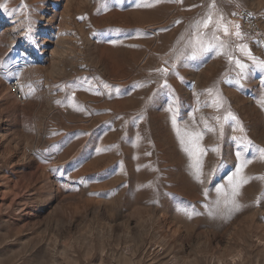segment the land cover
<instances>
[{"label": "rangeland", "instance_id": "rangeland-1", "mask_svg": "<svg viewBox=\"0 0 264 264\" xmlns=\"http://www.w3.org/2000/svg\"><path fill=\"white\" fill-rule=\"evenodd\" d=\"M65 1L0 0V264H160L161 247L175 248L171 264H264V70L240 51L232 55L249 65L243 79L223 49L177 59L211 0H73L69 8ZM216 6L240 26L238 7L262 19L260 33L241 26L245 39L235 43L264 60V0ZM55 32L68 37L67 53L37 60ZM57 58L64 73L52 72ZM162 66L167 74L155 71ZM229 111L239 125L225 120ZM173 115L181 134L203 136V185ZM244 136L252 144L234 139ZM241 159L252 161L242 173L251 179L240 210L227 215L215 188L227 185ZM52 187L53 198L46 195ZM183 208L200 214L189 218Z\"/></svg>", "mask_w": 264, "mask_h": 264}, {"label": "snow or ice", "instance_id": "snow-or-ice-1", "mask_svg": "<svg viewBox=\"0 0 264 264\" xmlns=\"http://www.w3.org/2000/svg\"><path fill=\"white\" fill-rule=\"evenodd\" d=\"M159 2V0H157ZM140 6V5H138ZM144 6H151V5H144ZM3 7V5H0ZM103 7H107L106 2L103 4ZM99 10V9H98ZM236 13H233L235 15ZM215 17V19H214ZM176 23H180L177 21ZM222 32L225 37H232L233 39H222L220 35L217 33ZM208 37L206 40L205 37ZM185 37H181V40H184ZM245 39V34L241 31V26L234 22V21H225L223 13H221L216 6V0H211L209 4L208 11L205 16L195 20L191 25L187 33V41L185 43L184 49L181 51L180 55L177 59H186V58H196L198 55H203L209 51L221 50L223 49V54L228 57L230 63H235L240 72L238 75L241 79L246 78L245 70L249 67V65L242 63L239 59H236L233 55V51H240L245 53L249 56V58L253 61V67L260 68L264 70V60H258V58L251 56V51L248 48L247 44L245 43H235L236 40L243 41ZM115 43V41H111ZM179 43V42H178ZM167 63V62H165ZM3 63L0 62V67H3ZM156 72L161 74H167L169 71L168 68H158L155 69ZM239 83V81H237ZM142 86V85H137ZM105 87H109V85H105ZM162 87L167 88V82L162 85ZM211 93V89L207 90ZM217 107H222L221 103H216ZM261 107H264V99L260 101ZM231 119L234 120L238 125L240 121L237 117L228 112V115L225 117V120ZM172 123L176 130L177 136L180 139L181 145L183 146V150L188 154L190 157V168L192 170V174L194 179L200 183L205 184V172H204V161L203 156L207 154V151L202 148L199 144V141L202 140L203 136L199 132H189L187 129L184 130V133L181 134V129L176 124V117L173 115ZM240 130L243 132V127L241 126ZM236 139H240L241 141L247 140V137H239ZM248 144H252L250 140H247ZM258 147V146H256ZM218 153V149L215 150ZM260 152V156L264 159V149H258ZM237 157L241 156V153L238 151L236 153ZM252 161L247 159H241V162L238 167H236L235 172L228 177L227 185L221 184L215 188L217 193V200L215 204L217 208L221 205L227 210L226 214L231 215L235 211H239L241 205L239 203L238 197L241 194V188L249 182L251 179L250 177H244L242 175L244 168ZM216 169H212L208 173V177L210 178L211 175L214 174ZM260 179H264V177H260ZM150 186V185H149ZM203 195L207 197L209 195V189L204 188ZM207 207V205H206ZM191 218L193 215H197L200 213L195 212L193 209L189 211L187 208L180 209ZM208 215H215L214 212H209Z\"/></svg>", "mask_w": 264, "mask_h": 264}, {"label": "bare ground", "instance_id": "bare-ground-1", "mask_svg": "<svg viewBox=\"0 0 264 264\" xmlns=\"http://www.w3.org/2000/svg\"><path fill=\"white\" fill-rule=\"evenodd\" d=\"M160 1V0H159ZM66 2V6H71V4L73 3V0H66L65 1ZM69 6H68V8H69ZM49 16H48V14L47 13H45L44 15H41V20H45V21H47V24L46 25H50V18H48ZM13 26V25H12ZM15 27H17V26H15ZM53 33V32H52ZM51 33V34H52ZM56 33V32H55ZM157 33V32H156ZM154 34V33H153ZM155 35H157V34H155ZM53 36V37H52ZM52 36H51V39H49L48 41H46L45 43H43L44 44V48H43V56L41 57V58H39V59H37V60H41V62H44V61H47V60H49L50 58L52 59L54 56H58L59 57V53H61V49H62V53L64 54V53H67V51H68V37L67 36H65L63 33H61V32H59V33H56V35L55 34H52ZM154 36V35H153ZM159 37V36H158ZM155 38V37H154ZM11 39V38H10ZM159 39H161V38H159ZM166 39V38H165ZM162 40V39H161ZM44 42V41H43ZM87 42H91V40H90V38L88 39L87 38ZM12 44L14 45L15 44V42H12ZM51 46H52V48H51ZM26 49L28 50V52L29 51H31V48L30 47H26ZM27 52V53H28ZM24 53H25V51H24ZM32 53V52H31ZM61 53V54H62ZM26 54V53H25ZM67 55V54H66ZM31 56V55H30ZM60 57L62 58V55H60ZM50 59V60H51ZM56 59V58H55ZM55 59H53L54 61V63H53V67H52V72L54 73V74H59V73H64V71H65V69H64V67L61 65L62 63H61V60H60V58L58 59L57 58V60H55ZM127 60V59H126ZM168 61V60H167ZM126 64H127V62H125ZM165 63V62H164ZM129 64V63H128ZM167 64V63H166ZM160 65H162V63L160 64ZM126 66V65H125ZM131 66V65H130ZM158 67V65L156 66V68ZM161 67V66H160ZM162 67H164V66H162ZM131 68V67H130ZM166 68V67H165ZM154 69V68H153ZM83 70H87V68L86 67H81V68H79V70H78V72L80 73L81 71H83ZM103 70V69H102ZM101 71V70H100ZM129 71V70H128ZM128 71H126V72H128ZM130 71H132V70H130ZM129 71V72H130ZM125 73V72H124ZM151 73V72H150ZM154 74V73H153ZM156 74V73H155ZM127 75H129V74H127L126 73V75L125 76H127ZM157 75V74H156ZM128 77V76H127ZM130 77V76H129ZM196 78V77H195ZM130 79V78H129ZM127 80V79H126ZM126 82V81H125ZM163 82V81H162ZM129 84H131V83H129ZM117 85V84H116ZM115 85V86H116ZM196 85V84H195ZM118 86V85H117ZM127 86V85H126ZM130 86V85H129ZM132 86V85H131ZM119 88V87H118ZM127 88V87H126ZM132 88V87H131ZM117 89V88H116ZM194 89V88H193ZM127 90V89H126ZM124 95H126V94H124ZM130 97V96H129ZM131 99V98H130ZM251 99V98H250ZM94 102V101H93ZM96 103V102H95ZM109 103V102H108ZM121 103V102H120ZM122 104H124V103H122ZM129 104V103H128ZM132 104V103H131ZM97 105V104H96ZM116 105V104H115ZM114 105V106H115ZM119 105V104H118ZM130 105V104H129ZM129 105H127V106H129ZM98 106V105H97ZM120 106H122L121 104H120ZM117 107V106H116ZM115 107V108H116ZM124 107H126V106H124ZM130 108H132V107H130ZM120 110H122V109H120ZM133 110V109H132ZM117 111V110H116ZM130 113V112H129ZM122 115V114H121ZM117 117H118V115H116ZM116 117V118H117ZM119 118V117H118ZM124 118V117H123ZM121 120V119H120ZM133 121H134V119H133ZM127 123V122H126ZM125 123V124H126ZM131 123V122H130ZM116 124V123H115ZM128 125V124H127ZM129 126V125H128ZM132 126V125H131ZM122 127V126H121ZM107 129V128H106ZM125 129H127V127L125 128ZM129 129V128H128ZM230 129H231V127H230ZM103 130V129H102ZM117 130V129H116ZM45 131V130H44ZM47 131V130H46ZM96 131V130H95ZM104 131V130H103ZM130 131H131V129H130ZM98 132V131H97ZM120 132V131H119ZM126 132V131H125ZM45 133V132H44ZM118 133V132H117ZM47 133H45L44 135H46ZM130 134V133H129ZM54 135V134H53ZM232 135V134H231ZM92 136H96L95 134H93ZM230 136V135H229ZM91 137V136H90ZM104 137L105 138H113V137H116V138H120L121 136L119 135V134H115V133H113V132H107L105 135H104ZM132 137V136H131ZM98 138V137H97ZM102 138V137H101ZM121 139V138H120ZM126 139H127V137H126ZM233 139V138H232ZM234 139H236L235 137H234ZM93 140V139H92ZM97 140V139H96ZM229 140H230V138H229ZM123 141V140H122ZM127 142V141H126ZM124 143V142H123ZM116 146V145H115ZM125 156V155H124ZM122 157V156H121ZM262 169V168H261ZM261 172V171H260ZM215 173V172H214ZM220 173V172H219ZM216 176H218V175H216ZM57 179V178H56ZM80 179V178H79ZM54 181V180H53ZM45 184H47V183H45ZM134 186V185H133ZM132 186V187H133ZM81 192V191H80ZM131 192V191H130ZM53 193H54V189H53V187H52V190H50V191H47V193H46V195L48 196V197H55L54 195H53ZM44 194H45V192H44ZM133 194H134V192H133ZM133 194H131V195H133ZM148 194V193H147ZM148 195H151V194H148ZM152 196V195H151ZM46 197V196H45ZM132 198V197H131ZM42 199V198H41ZM126 200V199H125ZM144 200H146V199H144ZM121 203V202H120ZM135 204V203H134ZM145 204V203H144ZM28 206V205H27ZM137 207V206H136ZM18 209V208H17ZM75 209V208H74ZM157 210V209H156ZM129 211V210H128ZM159 211V210H158ZM133 212H134V210H133ZM137 212V211H136ZM153 212V211H152ZM155 213V212H154ZM154 213H151V217L150 218H152V216H154L153 214ZM31 214V213H30ZM158 214H160V213H158ZM71 215V214H70ZM138 215V214H137ZM129 216V215H128ZM3 218V217H2ZM156 218V217H155ZM158 218H159V216H158ZM1 219V218H0ZM161 219V218H160ZM221 219H222V217H221ZM220 220V219H219ZM231 220V219H230ZM151 221V220H150ZM159 221V220H158ZM162 220H160L159 222H161ZM221 221V220H220ZM71 222V221H70ZM156 222V221H155ZM154 222V223H155ZM218 222V221H217ZM223 222V221H222ZM225 222H226V220H225ZM2 223V222H1ZM5 223V222H4ZM157 224V223H156ZM70 225V224H69ZM133 225V224H132ZM163 225V224H162ZM219 225V224H218ZM3 227H4V225H3ZM6 227V226H5ZM169 227V226H168ZM213 227H214V225H213ZM232 227V226H231ZM73 228V227H72ZM156 228H158L157 226H156ZM159 228H161V227H159ZM158 228V229H159ZM175 228V227H174ZM203 228H205V227H203ZM215 228V227H214ZM218 228V227H217ZM216 228V229H217ZM221 228V227H220ZM169 229H171V228H169ZM211 229H213V228H211ZM222 229V228H221ZM228 229V228H227ZM226 229V230H227ZM172 230V229H171ZM177 230L178 229H176L175 230V232L177 233ZM205 230V229H204ZM165 231V230H164ZM206 231V230H205ZM215 231V230H214ZM225 231V230H224ZM208 232V231H207ZM215 232H217V231H215ZM219 232H220V230H219ZM228 232V231H227ZM165 233V232H164ZM211 233V232H210ZM4 234V233H3ZM9 234V233H8ZM212 234V233H211ZM213 234H215V233H213ZM220 234V233H219ZM225 235H228V234H226V233H224ZM223 234V235H224ZM161 235V234H160ZM224 235V236H225ZM172 236H173V234H172ZM177 236V235H176ZM181 236H183V235H181ZM217 236V235H216ZM257 236V235H256ZM255 236V237H256ZM6 237V236H5ZM179 237H180V235H179ZM184 237V236H183ZM182 237V238H183ZM219 237V236H218ZM222 237V236H221ZM250 237V236H249ZM252 237V236H251ZM254 237V238H255ZM157 238V237H156ZM160 238H162V236L160 237ZM173 238H174V236H173ZM176 238V237H175ZM227 238V237H226ZM257 238H258V236H257ZM256 238V239H257ZM259 238H261V237H259ZM17 239V238H16ZM218 239V238H217ZM216 239V240H217ZM225 238H223V240H224ZM162 240V239H161ZM166 240V239H165ZM178 240H180V239H178ZM183 240H184V238H183ZM189 240H192V239H190L189 238ZM220 240V239H219ZM14 241V240H13ZM16 241V240H15ZM164 241V240H163ZM169 241V240H168ZM9 242V241H8ZM160 241H158V243H159ZM208 242H211V241H208ZM223 242V241H222ZM7 243V242H6ZM12 243V242H11ZM162 243V242H161ZM178 243V242H177ZM183 243V242H182ZM193 243H194V241H193ZM196 243V242H195ZM260 243V242H259ZM4 244V243H3ZM205 244V243H204ZM254 244L256 245V243L254 242ZM154 245V244H153ZM181 245V244H180ZM192 245V244H191ZM245 245V244H244ZM6 246V245H5ZM158 246H159V244H158ZM157 246V247H158ZM161 246V245H160ZM169 246V245H168ZM182 246V245H181ZM211 246V245H210ZM249 246V245H248ZM171 247V246H170ZM184 247V246H183ZM244 247V246H243ZM154 248V247H153ZM180 248V247H179ZM178 248V249H179ZM240 248V247H239ZM242 248V247H241ZM158 249V248H157ZM251 249V248H250ZM151 250V249H150ZM153 250V249H152ZM160 250V251H159ZM159 250H158V252H157V254L156 255H158L159 254V257H160V264L162 263V264H171V262L172 261H176L175 259H176V254H175V248H170V249H166V248H163V247H161V248H159ZM241 251V250H240ZM235 252H238L239 253V250L238 251H235ZM248 252H249V250H248ZM248 252H246L247 253V256H248ZM82 253V252H81ZM128 253V252H127ZM156 253V252H155ZM243 253V252H242ZM83 254V253H82ZM125 254V253H124ZM150 254V253H149ZM237 254V253H236ZM199 255V254H198ZM233 255V254H232ZM239 255H240V253H239ZM125 256V255H124ZM210 256V255H209ZM234 256V255H233ZM238 256V255H237ZM242 256V255H241ZM246 256V255H245ZM158 257V258H159ZM203 257H206V259L208 260V256H206L205 254L203 255ZM236 257V256H235ZM250 257V256H249ZM150 258V257H149ZM152 258V257H151ZM157 258V259H158ZM210 259V258H209ZM240 259V258H239ZM243 259V258H242ZM244 259L246 260V258L244 257ZM243 259V260H244ZM155 260V259H154ZM198 260V259H197ZM196 260V261H197ZM201 260H203V259H201ZM200 260V261H201ZM226 260V259H225ZM245 260H244V262H245ZM55 261H57V260H55ZM127 261V260H126ZM204 261V260H203ZM229 261V260H228ZM242 261V260H241ZM67 262V261H66ZM150 262V261H149ZM224 262V261H223ZM233 263H238L235 259H234V261H232ZM54 263V262H53ZM70 263H71V261H70ZM69 263V264H70ZM77 263V262H76ZM75 263V264H76ZM152 263V262H151ZM200 262H196V264H199ZM206 263V262H205ZM56 264V263H55ZM59 264V263H58ZM147 264V263H146ZM153 264V263H152ZM157 264V263H156ZM208 264H214L212 261H209L208 262ZM239 264V263H238Z\"/></svg>", "mask_w": 264, "mask_h": 264}, {"label": "built area", "instance_id": "built-area-1", "mask_svg": "<svg viewBox=\"0 0 264 264\" xmlns=\"http://www.w3.org/2000/svg\"><path fill=\"white\" fill-rule=\"evenodd\" d=\"M234 13H236L234 17L246 31L257 34L263 30L262 19L249 9L238 7ZM11 89L15 94L20 95V85L17 82H12Z\"/></svg>", "mask_w": 264, "mask_h": 264}]
</instances>
